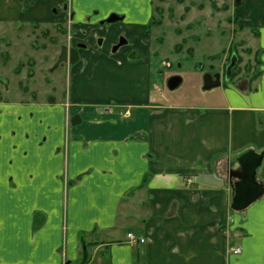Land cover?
<instances>
[{"label": "crops", "instance_id": "crops-1", "mask_svg": "<svg viewBox=\"0 0 264 264\" xmlns=\"http://www.w3.org/2000/svg\"><path fill=\"white\" fill-rule=\"evenodd\" d=\"M67 1L0 0V33L53 22ZM86 1L69 10L88 29L99 19L83 21L98 9ZM249 4L238 19L264 28V9ZM130 20L133 32L152 17ZM118 24L66 67L64 102L1 94L0 264H264V193L232 208L239 157L264 151V70L255 87L244 77L159 93L144 44L111 52ZM256 179L264 185V158ZM129 232L145 241L131 244Z\"/></svg>", "mask_w": 264, "mask_h": 264}, {"label": "rangeland", "instance_id": "rangeland-1", "mask_svg": "<svg viewBox=\"0 0 264 264\" xmlns=\"http://www.w3.org/2000/svg\"><path fill=\"white\" fill-rule=\"evenodd\" d=\"M249 1L250 4L248 7L245 5L243 11L264 9V0ZM256 1L260 4H256ZM86 3L98 9L93 11L94 14H87L88 17L83 20L85 23L95 17L104 20L111 13L126 18L118 22L122 24L117 25L121 26L117 33L124 34L128 43L116 52L128 49L133 55L137 49L135 46L144 44L148 56L152 58L153 87L159 93L180 94L186 91L189 95L193 89L196 91L195 87L199 90L204 74L209 70L224 72L233 55L240 61L235 67L234 80L225 78L223 81L227 86L249 77L255 87L257 84L254 81L264 70V50L257 48L260 38L258 30L264 37V28H249L251 26L243 25L241 19L237 18L242 0H87ZM56 9L57 18L53 22L9 23L6 30L1 31L0 99L1 94L10 99L17 96L29 98L32 94L27 92L34 89L41 101L55 96L57 101L64 102L66 67L70 64L56 65L63 46L75 45L79 38L90 42L97 35H103L106 40V33L116 32L111 29L116 23L100 27L99 20L91 23L94 27L79 28L81 25L73 22L69 9L66 15L64 13L61 16V6ZM150 17L160 19L161 23L149 26L141 22L133 32L124 29V24L132 23L130 19L148 21ZM91 32L93 35H90ZM259 49L261 62L258 64L255 52ZM259 70L260 75L257 73ZM30 72L32 76H29ZM174 74L182 75L183 82L175 90H170L167 80ZM54 84L57 86L56 91L52 90Z\"/></svg>", "mask_w": 264, "mask_h": 264}, {"label": "water", "instance_id": "water-1", "mask_svg": "<svg viewBox=\"0 0 264 264\" xmlns=\"http://www.w3.org/2000/svg\"><path fill=\"white\" fill-rule=\"evenodd\" d=\"M124 19V16L117 13H112L107 19L101 21L102 23L115 22L117 20ZM125 44V41L121 40L118 45L113 48L115 52L121 45ZM69 49L68 46H63L61 54L56 61V65H60L65 62L75 63L79 59L78 48ZM237 57L233 55L231 63L227 66L226 78H230L232 68L235 66ZM183 82V76L175 74L169 77L167 80V87L170 90H175ZM222 84L221 73L217 72L214 75L211 72H206L203 77V89L209 90L218 87ZM80 121V115L76 114L73 116L72 122L77 123ZM264 158V151L260 153L250 150L245 152L239 157L241 169L233 170L232 173L238 178L235 182L234 195L232 200V208L241 210L246 208L251 202L260 197L264 193V185L256 179L257 168L261 165ZM86 249V246H85ZM86 255V254H85ZM86 259V257H85Z\"/></svg>", "mask_w": 264, "mask_h": 264}, {"label": "flooded vegetation", "instance_id": "flooded-vegetation-1", "mask_svg": "<svg viewBox=\"0 0 264 264\" xmlns=\"http://www.w3.org/2000/svg\"><path fill=\"white\" fill-rule=\"evenodd\" d=\"M63 8H64V10H65V12L69 9V5L66 3V4H64L63 5ZM54 11H56L57 12V9H56V7L54 8ZM96 13V12H95ZM112 14V13H111ZM110 14V15H111ZM109 15V16H110ZM72 16H73V13H72ZM108 16V17H109ZM107 17V18H108ZM106 18V19H107ZM105 20V19H104ZM123 20V19H122ZM122 20H117V21H115V22H111V23H107V22H104V23H102L101 21H103V20H99L98 21V25L100 26V27H103V26H105V25H112V24H115V23H118V22H120V21H122ZM84 31H85V35L86 36H88L89 34L87 33V31H86V29H84ZM125 41V44H123V45H121L119 48H121L122 46H124V45H126L127 43H128V40H127V38L125 37V35L124 34H122V33H120V34H118V36H117V38H116V40L110 45L111 46V50H112V52H113V48L116 46V45H118L119 43H120V41ZM104 41H105V38L103 37V35H98L97 37H96V43L99 45V46H101L103 43H104ZM78 44H81V46L78 48V51H80V50H86V49H89L90 48V46H89V44H88V41L87 40H78V41H76V43H75V45H70L69 46V49H72V48H75V47H77V45ZM118 48V49H119ZM117 49V50H118ZM116 50V51H117ZM115 51V52H116ZM115 52H113V53H115ZM79 59H80V54H79ZM79 59L77 60V61H79ZM76 61V62H77ZM66 63H69V64H72V63H70V62H65V63H62V65L63 64H66ZM74 64V63H73ZM61 65V64H60ZM213 75L215 74V73H217L216 71H211V70H209ZM232 73H233V68H232ZM232 73H231V76H230V78H229V81H231V80H234V78L235 77H232ZM175 75V74H174ZM225 78H226V70H224V72H222L221 73V79H222V82L224 81L225 82ZM49 100H53V97H51ZM72 119H73V117H72Z\"/></svg>", "mask_w": 264, "mask_h": 264}, {"label": "built area", "instance_id": "built-area-1", "mask_svg": "<svg viewBox=\"0 0 264 264\" xmlns=\"http://www.w3.org/2000/svg\"><path fill=\"white\" fill-rule=\"evenodd\" d=\"M131 112L128 110H125L123 111V115L128 117L130 116ZM127 238H128V241L131 243V244H136V243H139V242H144L145 241V238L143 237H138L135 233H132V232H129L127 234ZM231 251L235 254H239L241 253V247L240 246H232L231 247Z\"/></svg>", "mask_w": 264, "mask_h": 264}, {"label": "trees", "instance_id": "trees-1", "mask_svg": "<svg viewBox=\"0 0 264 264\" xmlns=\"http://www.w3.org/2000/svg\"><path fill=\"white\" fill-rule=\"evenodd\" d=\"M159 10V9H158ZM161 11V10H160ZM159 11V12H160ZM240 14H237L236 16H237V18H239L240 16H239ZM161 23V20L160 19H156V18H154L153 17V19L151 20V22L149 23V26H152V25H155V24H160ZM250 51V50H249ZM260 53H261V50L259 49V50H256V52H255V55H256V62L259 64L260 62H261V59H260ZM5 60H7V59H5ZM239 61H240V58L239 59H237V62H236V64H235V66L233 67V73H232V77H235V75H236V65L237 64H239ZM231 63V62H230ZM260 70L257 72L259 75H260ZM32 72H30L29 73V76H32ZM235 188V187H234Z\"/></svg>", "mask_w": 264, "mask_h": 264}, {"label": "bare ground", "instance_id": "bare-ground-1", "mask_svg": "<svg viewBox=\"0 0 264 264\" xmlns=\"http://www.w3.org/2000/svg\"><path fill=\"white\" fill-rule=\"evenodd\" d=\"M237 52V51H236ZM237 55H239L238 53H237Z\"/></svg>", "mask_w": 264, "mask_h": 264}]
</instances>
